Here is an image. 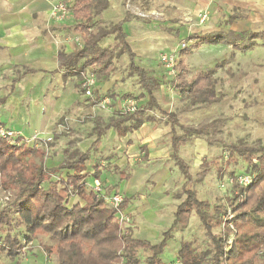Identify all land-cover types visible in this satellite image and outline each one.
<instances>
[{
  "label": "trees",
  "instance_id": "obj_1",
  "mask_svg": "<svg viewBox=\"0 0 264 264\" xmlns=\"http://www.w3.org/2000/svg\"><path fill=\"white\" fill-rule=\"evenodd\" d=\"M124 1L127 3L130 0ZM110 6L111 0L72 1L69 8L77 22L76 31L84 36V44L72 54L60 52L59 66L78 75L95 67L98 75L107 80L118 70L117 59L122 55L129 57V74L138 77L144 92L139 96L125 94L122 99L147 97L148 102L135 113L124 114L120 121L131 122L127 131H133L146 122L155 121V116L148 114L150 111H157L167 118L172 128L171 157L186 181L180 192L185 199L177 206L172 226L163 232L158 243L136 238L131 231L126 232L122 227L118 210L88 188L87 175L83 171L90 159V151L79 154L76 160L48 168L45 164H30L34 151L21 138L14 143L0 140V182L16 193L12 205L0 211V234H3L0 251L15 260L21 255L24 241L30 244L38 234H43L56 243L59 264H162L160 256L173 238L174 231L187 227L192 215L196 214L211 242V248L199 252L191 242L184 241L177 264H258L261 252H264V147L260 144L255 147L231 144L216 137L207 138L210 145L222 147V154L218 160L203 162L197 181H202L214 168H227L238 165L240 161L247 164L249 174L254 175L255 172L257 175L249 187L236 182L232 184L227 202L235 215L237 233L230 248L229 233H215L223 222L226 201L201 200L193 187L190 166L179 155L194 136H207L211 132L216 135L226 124V119L218 117L199 125H180L176 113L162 110L155 96L162 86L161 82L136 64V54L127 42L124 25L133 14L128 10L122 21L106 28L101 24V17ZM110 37L117 40L115 48H104L103 41ZM249 38L264 40V33H252ZM235 40L233 33L195 34L188 38V41H196V45L234 44ZM183 63L180 59L177 66L179 73L169 85L180 94L182 100L190 102L187 110H200L215 103L217 96L213 70L200 72L188 80ZM178 126L182 127L181 134L177 132ZM101 134L93 144L94 150L100 147ZM224 153L226 158L223 157ZM94 168L99 182V165ZM64 169L69 171L66 177H57L56 174ZM229 174L235 178L233 171ZM54 176L57 177L55 180ZM75 198L82 203L78 201L73 204ZM131 201L124 197L120 210L125 211ZM47 252L50 254L49 249Z\"/></svg>",
  "mask_w": 264,
  "mask_h": 264
},
{
  "label": "crops",
  "instance_id": "obj_2",
  "mask_svg": "<svg viewBox=\"0 0 264 264\" xmlns=\"http://www.w3.org/2000/svg\"><path fill=\"white\" fill-rule=\"evenodd\" d=\"M72 1L0 0V126L17 128L16 130L22 132L25 138L38 137L39 140L36 141L46 142V145L64 139L66 142L64 151L69 150L68 155L74 156L75 159L79 154L90 151V159L86 162L83 171L87 175L88 188L97 182L94 167L98 164L101 172L99 182L103 185L105 194L119 191L123 193L126 199L132 200L130 206L123 211L125 215L139 214L138 221L143 220L140 225L145 228L147 235H151L153 231L162 235L172 226L173 210L176 211L185 197L183 196L184 199L170 212L171 216L165 215L164 210L148 206V202L142 205H137V202L142 203L146 198L143 196V191L145 192L144 187L150 185L149 182L152 183L154 190L164 191L165 194H174L178 189L172 176L173 167L176 172L180 170L171 157L173 153L171 124L157 111H150L148 114L155 116V121L146 122L136 130L127 131L131 122L120 121L124 116L122 107L125 99L120 100L117 95L110 97L112 102L104 108L106 111H100L103 98L110 96L108 94L114 88L117 91L120 88L121 97L125 94L139 96L144 92L138 77L131 76L128 69L126 75L134 80L133 83L136 82L134 90L130 91L127 87H122L123 84L119 83V80L123 79L122 75L114 80H111L110 76L105 80L109 83L106 90L103 87L100 96L98 94L95 98H89L81 91L78 74L60 68L59 53L63 51L65 54H72L84 44V36L76 31L77 22L71 12L61 19L52 16L57 4L64 2L67 6H71ZM123 1L111 0V6L102 15L101 21L116 23L122 21L128 11ZM150 2L152 6L148 9L157 15H163L161 19H167V14L157 11V6L159 5L160 8V4L164 2L170 3L172 7L177 5L179 10L183 11L182 14H173L172 18H176L167 21L171 27L166 30L142 23L133 17L124 25L127 42L136 54V64L145 68L150 75L161 82L162 86L155 92V96L162 110L168 113L173 112L170 107L175 98L166 88L172 89L174 93L176 91L169 85L174 79L161 78V75H165L160 64L161 53L175 52L179 48V40L182 41L185 37L188 40L189 36L195 34L233 33L236 36L234 44L220 43V45L242 46L245 39L252 45L264 42L262 39L249 38L252 33H264V0H150ZM205 14L208 19L200 25L198 19H202ZM184 18L191 20L190 27L179 25L178 22L182 19L184 21ZM121 57L124 59L123 55ZM126 62L128 68L129 61ZM116 66L118 67L117 61ZM187 79L191 80L188 76ZM99 97L101 99H98ZM138 102L142 107L148 102V98L143 97ZM173 113L179 118L177 112ZM82 117H85L88 123H94L92 128L95 127L96 122L104 123L105 126L95 132H92L94 128L91 129L89 135H82L79 133L81 132L79 120ZM95 117H98L96 122ZM110 124L113 126L110 127ZM179 127L181 131L178 130ZM125 131L127 132L124 133ZM100 132L102 133L100 147L94 150L92 147ZM177 132L182 133L181 126L177 127ZM70 133L73 136H68ZM73 139H78L75 144H71ZM191 144H195L194 138L179 152L186 163L185 152ZM210 146L213 145L208 141L207 143L199 141L201 150L199 152L202 153L203 149ZM58 155L61 161L56 164L52 159L49 160L50 162L47 163H52L53 166L48 164V168L64 163L63 160L66 159L64 152H61V156ZM201 161L202 171L203 162L213 160L201 157ZM68 172L64 169L56 176L65 178ZM124 172L129 173V178L132 176L130 183L128 182V195L122 191V186L126 182ZM179 175L183 178L181 172ZM183 182L182 186L186 183L185 179ZM141 217L143 219H140ZM161 225L166 229L159 230L158 226Z\"/></svg>",
  "mask_w": 264,
  "mask_h": 264
},
{
  "label": "rangeland",
  "instance_id": "obj_3",
  "mask_svg": "<svg viewBox=\"0 0 264 264\" xmlns=\"http://www.w3.org/2000/svg\"><path fill=\"white\" fill-rule=\"evenodd\" d=\"M123 2L124 7L128 8V10L133 13V18L142 23L152 24L164 30L171 27L167 21L169 22L176 18H172L174 16L173 14H182L183 12L182 10H179L177 5L172 7L170 3L164 2L160 4V8H158L159 5L157 6V11L167 14V19H161L163 15H157L152 10H149L151 9L150 6H152L150 0H130L127 3L125 1ZM127 4L129 7H127ZM101 22L102 26L106 28H109L112 24H116L115 21ZM161 22L163 23L162 25L160 24ZM198 22L200 25L204 24L201 19H198ZM178 23L180 26L187 28L192 24L190 19L186 20L185 18L184 21L182 19ZM186 38L187 37L183 40L181 39L182 41L179 40V48L175 51L179 56V60L182 59L184 62L183 64L186 68L185 73L188 78L191 79L192 76L194 77L200 72L213 70L217 100L207 108L189 111L187 108L190 102L182 100V97L177 92H175L177 93L175 94L172 89L166 88L167 91L171 92L175 98V101H173V105L170 108H172L171 110L173 112H177L179 114L180 123L182 125H199L204 121L213 120L218 117L226 119V124L219 132L216 133V135H214L215 132H211L207 136H194L193 138L195 144H191L193 148H191V146L187 148L185 157L191 168V174L194 179L193 187L197 191L199 198L206 199L211 202H215L219 199L226 201V212L222 218L223 222L221 223V226L215 230V233L224 234L225 232H228V246L231 248V245L235 241L237 229L234 222L235 215L230 207V203L227 202V198L231 196L232 184L234 182L239 183L238 178L249 175L250 170H248V166L245 162L240 161L238 165H231L227 168L224 166L221 169L214 168L203 181L198 182L197 174L201 171V157L209 160H218L219 156L222 154V147L218 145H213L208 148L206 147L203 149L202 153L199 152L201 151L199 148V141L207 143V138L216 137L231 144L242 143L253 147H255L256 144H260V146L264 147V42H257L252 45L249 41L247 42V39H245L242 46L220 44L199 46L196 45V41H188ZM183 42L187 45L185 50L182 49ZM116 44L117 40L115 37H110L103 41L102 46L104 48H115ZM172 53L173 52H163L160 54L159 58L163 54ZM123 56L124 59L122 57L117 59L118 70L117 73L115 72L116 74L114 73L115 75L111 76V80L120 78L122 75L123 79H120L119 83L123 84L122 87L125 86L128 88L127 90L132 91L134 90L133 88L134 85H136V82L133 83L134 80L126 75L128 69L126 67V61H129V57L127 55ZM162 68L165 75H161V78L165 80L170 79L171 77L167 75L165 68L163 66ZM89 70H93L96 80V85L93 88L92 93L93 97L89 98H95L96 95H101L100 91L103 87L104 90H106L109 83H106V81L98 75L97 68L94 67L92 69H88V71ZM78 77L79 79L81 78L80 74ZM119 83L117 84L122 85ZM81 91L85 93V89L82 87ZM112 92L114 93L113 97L117 95L120 100L122 99L120 88H118V91L114 88L112 89ZM112 92H109V98L112 96ZM98 99H101V97ZM135 100L139 106V99ZM99 109L100 111H106L101 106ZM96 120H98V117L94 118L95 122ZM88 122L89 121L85 117H82L81 120H79V125L81 126V129H79V131H81L79 132L80 134L89 135L88 132H90L91 129L94 128L92 132H95V130L105 126L104 123L99 122L97 124L96 122L95 127L92 128L91 126L94 123ZM0 127L3 126L1 125ZM4 127L6 129L19 132L16 130L17 128H11L6 125H4ZM180 129L181 128L179 127L178 130L181 131ZM23 132L27 133L25 130H23ZM19 133H21V136L23 137L21 140L25 141L26 144L32 148V151H34L30 161V164L32 165L45 164L47 166L49 164V166H53L52 163H47L50 162L49 160L51 159L53 162L58 164V161H61L58 154L61 156L62 151L64 152L66 158L65 160L62 159L64 162L76 160L74 156L68 155L69 150L64 151V146H66L64 139L52 144L47 142L48 145H46V142L44 143L41 141L40 143L39 141H36L37 139L39 140L38 137L26 138L25 140L23 133ZM70 135H72V133L68 134V136ZM32 139H35V141L32 142ZM76 140L78 139H73L71 140L72 143H70L75 144ZM223 157L226 158L225 153ZM231 171L235 173V178L229 174ZM177 172L173 167V180L176 181V185L178 186V189L174 191V194H165L163 193L164 191L154 190L152 183L149 182L148 184L150 185H148V187H144L145 192L143 191V196L146 198L142 200V203L137 202V205H142L143 203L148 202V206L157 208L161 211L164 210L165 215L171 216L170 212H172L176 204H179L184 199L183 197L179 199L181 197L180 192L184 179L181 175H179L180 172L178 170ZM128 175L129 173L124 172L123 176L124 179H126V182L122 186V191L126 195H128L129 183L132 178V176L129 178ZM250 176L252 179L250 185H252L257 175L254 172V175ZM56 178L57 177L54 176L53 180ZM250 185L246 187H249ZM175 193L177 194L175 195ZM121 194L124 196L123 193ZM15 195L16 193L13 190L7 189L2 182H0V211L5 210L12 205V202L15 200ZM78 201L80 202L79 199L75 198L73 204ZM133 202H135V200H133ZM229 210L230 213H228ZM174 211L175 209L173 210V216ZM135 215L136 214L126 215L128 220L121 223L124 230L126 232L131 231L136 238L149 239L153 243H158L162 239V235L160 233H155L154 231L151 235H147L146 230H144L145 228L140 225L143 220L138 221L140 215ZM145 215H148V213H145ZM140 219L143 218L141 217ZM158 228L159 230L166 229V227H162V225L161 227L158 226ZM1 237H3V234H0V247L3 242ZM232 238L233 241H231ZM184 241L191 242L193 247L199 252L211 248V242L208 239L206 231L196 214L192 215L187 227H179L174 231L173 238L168 241L165 252L160 256L162 264H177L176 262L181 248V243ZM48 249L50 250V254L47 252ZM261 254L262 255L259 257L258 264H264V252L262 251ZM0 264H59V256L56 253V243L51 241L48 236L38 234L32 243L28 244L27 241L23 242L21 255H19V257L15 260L10 259L0 251Z\"/></svg>",
  "mask_w": 264,
  "mask_h": 264
},
{
  "label": "built area",
  "instance_id": "obj_4",
  "mask_svg": "<svg viewBox=\"0 0 264 264\" xmlns=\"http://www.w3.org/2000/svg\"><path fill=\"white\" fill-rule=\"evenodd\" d=\"M70 12L71 10L69 6H67L64 2H60L54 7L52 11V16L55 19H61L64 16H67L68 14H70ZM207 19H208V16L207 14H205L203 15L201 21L205 22ZM186 47H187L186 43L183 42L182 49L185 50ZM160 62L162 66L165 68L167 75L171 77L170 79L171 80L173 78L175 79V77L178 74L177 66L179 62V56L177 55V53L173 52L172 54L161 55ZM79 74L81 76L80 85L82 88L86 90L85 92L86 96L93 97V94H92L93 88L96 85L95 73L93 72V70L92 71L86 70L85 72H79ZM111 102L112 100L109 97L104 98L101 103L102 107L103 108L107 107ZM138 109H139V106L136 100L133 98L126 99L122 107V111L124 114H133ZM21 135H22L21 133L12 131L10 129H6L4 126L0 127V140H8L10 143H14L19 138L23 139ZM32 140H33L32 142L35 141V139H32ZM250 175L252 174H249L244 177H239L238 178L239 184L245 187L250 185L251 180H252ZM91 189L93 190L95 194H98V196L102 197L110 207L118 210V218L121 223L128 220V218L123 213V211L120 210V205L123 202V198H124V196L121 193L116 192V193L109 194V195L105 194L104 187L98 181L93 186H91ZM228 213H230V210L228 211ZM231 241H233V238L231 239Z\"/></svg>",
  "mask_w": 264,
  "mask_h": 264
}]
</instances>
